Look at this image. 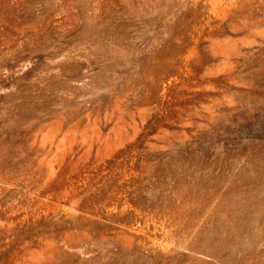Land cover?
<instances>
[{
  "label": "rangeland",
  "instance_id": "1",
  "mask_svg": "<svg viewBox=\"0 0 264 264\" xmlns=\"http://www.w3.org/2000/svg\"><path fill=\"white\" fill-rule=\"evenodd\" d=\"M0 264H264V0H0Z\"/></svg>",
  "mask_w": 264,
  "mask_h": 264
}]
</instances>
